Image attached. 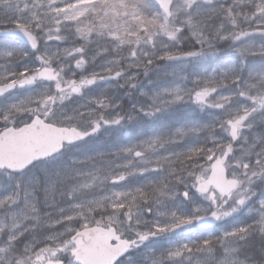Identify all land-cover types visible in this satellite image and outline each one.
I'll list each match as a JSON object with an SVG mask.
<instances>
[{
	"label": "snow or ice",
	"instance_id": "6c2138e0",
	"mask_svg": "<svg viewBox=\"0 0 264 264\" xmlns=\"http://www.w3.org/2000/svg\"><path fill=\"white\" fill-rule=\"evenodd\" d=\"M0 264H264V0H0Z\"/></svg>",
	"mask_w": 264,
	"mask_h": 264
}]
</instances>
